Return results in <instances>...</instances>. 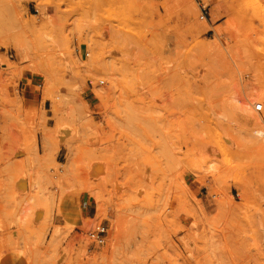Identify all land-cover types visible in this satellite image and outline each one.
Here are the masks:
<instances>
[{
  "label": "rangeland",
  "instance_id": "1",
  "mask_svg": "<svg viewBox=\"0 0 264 264\" xmlns=\"http://www.w3.org/2000/svg\"><path fill=\"white\" fill-rule=\"evenodd\" d=\"M254 116L264 0H0V264H264Z\"/></svg>",
  "mask_w": 264,
  "mask_h": 264
},
{
  "label": "built area",
  "instance_id": "2",
  "mask_svg": "<svg viewBox=\"0 0 264 264\" xmlns=\"http://www.w3.org/2000/svg\"><path fill=\"white\" fill-rule=\"evenodd\" d=\"M206 16V7L204 5L200 6V19L205 18ZM100 84L103 83V80L99 81ZM253 109L255 112H260L263 109V104L257 102L254 104ZM107 234V228L102 223L95 224L89 231L88 237L92 240L94 244L102 245L104 243L105 236Z\"/></svg>",
  "mask_w": 264,
  "mask_h": 264
},
{
  "label": "bare ground",
  "instance_id": "3",
  "mask_svg": "<svg viewBox=\"0 0 264 264\" xmlns=\"http://www.w3.org/2000/svg\"><path fill=\"white\" fill-rule=\"evenodd\" d=\"M251 121L254 123V125H259V126H261V125L264 124L263 118H261V117H256V116H254V117L251 119ZM94 170H95V168H94ZM95 171H96V170H95Z\"/></svg>",
  "mask_w": 264,
  "mask_h": 264
}]
</instances>
